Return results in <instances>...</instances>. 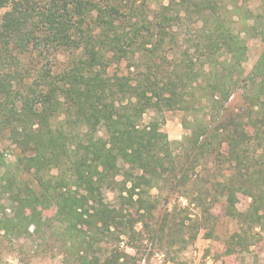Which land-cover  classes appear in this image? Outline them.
Wrapping results in <instances>:
<instances>
[{
  "label": "trees",
  "instance_id": "16d2710c",
  "mask_svg": "<svg viewBox=\"0 0 264 264\" xmlns=\"http://www.w3.org/2000/svg\"><path fill=\"white\" fill-rule=\"evenodd\" d=\"M150 1L0 0V127L29 153L7 187L38 219V205L55 208L85 245L79 264L98 263L91 241L133 231L104 201L116 185L130 197L183 187L205 211L223 199L240 245L264 228V0ZM250 40L260 47L247 65ZM164 110L183 112L181 141L161 130ZM24 163L34 186L19 178Z\"/></svg>",
  "mask_w": 264,
  "mask_h": 264
},
{
  "label": "rangeland",
  "instance_id": "374dc122",
  "mask_svg": "<svg viewBox=\"0 0 264 264\" xmlns=\"http://www.w3.org/2000/svg\"><path fill=\"white\" fill-rule=\"evenodd\" d=\"M162 1L165 2H150L153 6ZM255 4L256 1L252 2ZM7 9L9 6L0 9V19ZM248 44L247 65H250L260 45L255 40ZM162 115L161 130L170 141H181L187 133L181 122L183 112L164 110ZM150 116L151 113H145L143 122L150 120ZM11 128L0 127V264H79L85 245L74 244L64 235L62 224L55 218V208L38 205L41 210L38 219L21 207L8 189L5 173L11 178L17 171L14 163L18 158L24 160L29 156L12 140ZM174 146L175 152L181 150L179 145ZM20 166H23L20 180L34 186V168L27 172L25 163ZM115 179L119 182L121 175ZM119 187L103 188V198L116 209H122L125 219L132 220L133 231L124 228L114 240L103 237L91 241L88 260L95 257L97 264H264V228L248 229L245 240L241 245L237 243L236 239L240 240L237 235H242L244 228L225 214L223 199L205 211L191 202V197L184 196L183 187L179 191L161 184L160 188L155 186L131 197ZM144 199L155 207L145 211L140 206ZM236 201L237 209L244 211L250 198L237 193ZM115 251L120 257L117 263L112 262Z\"/></svg>",
  "mask_w": 264,
  "mask_h": 264
}]
</instances>
